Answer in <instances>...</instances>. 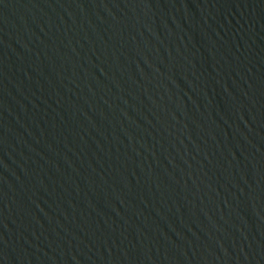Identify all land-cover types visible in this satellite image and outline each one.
<instances>
[{
  "label": "water",
  "instance_id": "1",
  "mask_svg": "<svg viewBox=\"0 0 264 264\" xmlns=\"http://www.w3.org/2000/svg\"><path fill=\"white\" fill-rule=\"evenodd\" d=\"M0 264H264V0H0Z\"/></svg>",
  "mask_w": 264,
  "mask_h": 264
}]
</instances>
